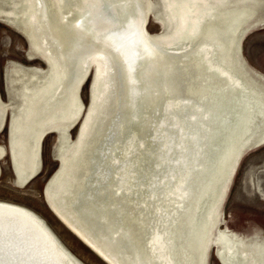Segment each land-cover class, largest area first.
I'll list each match as a JSON object with an SVG mask.
<instances>
[{
	"label": "rangeland",
	"instance_id": "rangeland-1",
	"mask_svg": "<svg viewBox=\"0 0 264 264\" xmlns=\"http://www.w3.org/2000/svg\"><path fill=\"white\" fill-rule=\"evenodd\" d=\"M46 2L60 41L53 53L61 56L76 34L65 26L63 16L72 19L78 13L72 12L71 0L64 15L54 0ZM140 3L147 14L146 33L160 43L158 52L171 70H156L163 85L141 99L143 120L138 122L131 119L120 71L112 73L103 101V81L94 63L77 91L67 75L63 93H50L60 82V68L43 49L33 20L36 4L0 0V202L35 214L76 264H145L146 238L158 214L170 215L169 230L186 264H264V0H227L204 20L200 34L187 32L180 38L169 0ZM208 37L217 44L216 59L240 80L234 91L223 89L224 80L209 73L195 51ZM165 39L172 44H164ZM78 53L74 78L82 67ZM143 69H138V77L148 83ZM43 92L45 99L52 98L47 112L19 121L28 148L37 124L43 126L50 118L62 121L60 117L77 106L81 111L70 125L45 131L38 147L39 168L28 180L21 179L11 150L13 122L32 107L36 114ZM183 96L200 99L214 118L205 121L208 130L199 123L187 126L200 140L204 136V168L194 169L188 197L178 204L169 193L172 184L157 182L163 168L157 167L159 143L152 136L164 116V102ZM128 129L138 134V141L125 160L134 163L138 178L128 181L134 189L117 191L114 158L125 145ZM217 231L222 241L212 238Z\"/></svg>",
	"mask_w": 264,
	"mask_h": 264
},
{
	"label": "bare ground",
	"instance_id": "bare-ground-1",
	"mask_svg": "<svg viewBox=\"0 0 264 264\" xmlns=\"http://www.w3.org/2000/svg\"><path fill=\"white\" fill-rule=\"evenodd\" d=\"M54 1L62 12V15L66 14L64 10L66 7H69L66 4L68 0ZM226 1L169 0L172 7V18L177 22L178 26L176 35H179L180 38V36L187 32L192 35L200 34L205 22L204 20L207 17L214 16L216 7ZM33 2L34 5L36 4L33 20L37 24L43 49L48 55L52 56L53 61L60 68V71L56 70V77L57 79L59 78L60 85L58 84L55 88H52L54 91L50 92L56 93V96L58 92L60 94L63 93L65 87L61 83L67 75L68 81L70 78L73 81L72 83L76 82L73 89L77 91L86 76L88 68L93 63L97 66L98 77L103 81V91L99 96L102 101L105 91L111 87L110 77L114 71H120L122 77L124 75L125 81L127 79L126 84H128L129 80L131 89L134 90L133 88H136L137 91L139 90L140 92L138 91V93L144 98L152 91L143 77L142 80L145 83L136 80L138 78V67L147 64L148 66L144 68L145 75L150 74L152 79L155 78L156 70L162 68L165 69V72L171 70V66H168L158 52L160 51L158 47L160 43L151 39L146 33L145 22L147 14L140 0H71L72 12L76 10L78 13L77 17L71 16V19L65 15L63 16V21L65 22V26L73 31L75 30L76 34L73 35L74 40L65 43L66 49L61 55L62 58L53 53L54 44L59 45L60 41L57 37L55 24L51 19L52 15L46 0H33ZM162 41L164 44H172L170 39ZM216 45V42L214 43V40L208 37V39L198 45L195 51L202 58V63L209 73H214L218 78L224 80L225 86L223 89L234 91L237 87H240V80L228 67L224 66L226 65L225 63L216 59ZM78 51L81 52L82 67L74 78L72 77V70L76 65L77 59L75 60L74 58L77 54L79 55ZM70 61L72 65L69 64ZM62 62H64L65 66ZM66 66L69 67V72L64 68ZM152 90L154 91L153 88ZM48 93L49 91L45 92V94ZM45 94L44 92L41 95L39 94L40 97L44 98H39L41 100L39 102L41 103V108L37 109L36 114L32 111V107L29 109L30 112L28 114L27 112L18 114L17 119L13 122L15 124L11 139V150L16 172L21 179L26 178L28 180L38 170V147L45 131L53 127L58 128L59 126L65 127L66 125H70L77 119L81 111V108L77 106L75 111L72 110L71 113L69 112V114L61 116L60 120L62 121H58L59 116L57 115L56 119L58 122H54L50 118L43 126L37 124V128L33 131L35 134L34 138H32L33 145L31 148H28V143H25L27 141L26 136H21L23 126L19 121H24V117L25 119H32L37 115L40 116V114L47 112L52 98L45 99ZM34 96L39 97L38 95ZM38 107H40V104ZM213 114L212 110L204 108L200 99H193L189 96L170 97L164 102V116L157 123L154 130L155 136H152L159 143L158 157L161 163L157 167L159 169L163 168V170H161L159 179H157V176L152 177V184H155L156 179L159 184H172L169 193L175 197L178 204H181L188 197L189 188L187 183L194 169L196 167L204 168L202 163L204 160V144L201 141H204V136H201L202 139L200 140L196 133L188 131L187 126L192 123H199L202 129L208 130L209 127L205 125V121L210 122L214 118ZM221 121H224V119L222 118ZM2 123V116H0V127ZM135 141L136 137H131L127 140V145L125 144L124 147L125 154L131 156V153L134 151ZM2 152L3 150L0 147V155ZM26 156L30 158L27 163L25 162ZM133 164L132 161L124 162L123 164L121 162V165L118 167L120 177L116 186L117 191L126 189L130 185L128 181H132V183L137 181L138 172L135 170ZM232 170H234V166ZM158 216V220L154 226V233L149 239L154 253L150 255L149 259H144L145 264H150L151 262L153 264H186L183 260L184 257L176 250V236L169 230L168 222L170 215L158 214ZM74 228L81 232L75 226ZM38 235H41L38 239H42L45 243L49 239L53 242L52 233L35 214L25 208L0 202V261L7 258L11 259L14 255V249L11 244L16 245V242L22 245L32 243V241L35 242V238ZM83 236L87 238L85 235ZM212 238L216 242L221 239V235L217 231V234L212 236ZM211 239L208 241H211ZM56 243L59 247L61 246L57 241ZM91 244L95 248H98L95 243L91 242ZM238 247L240 248V246ZM242 247L245 248L244 250H247V245H242ZM60 248L61 252L56 253L62 258L61 263L69 264L71 262L72 264H76L71 256L62 247ZM232 248L233 246H230L227 249L230 250ZM248 254L246 253V255ZM105 256L109 258L107 255ZM253 257L254 255H251V259ZM135 259L140 263L143 262L140 256H137Z\"/></svg>",
	"mask_w": 264,
	"mask_h": 264
},
{
	"label": "water",
	"instance_id": "water-1",
	"mask_svg": "<svg viewBox=\"0 0 264 264\" xmlns=\"http://www.w3.org/2000/svg\"><path fill=\"white\" fill-rule=\"evenodd\" d=\"M147 66L148 65L145 64V65H143V68H146ZM140 67H141V65L138 67V69ZM123 72L126 73L125 71H123ZM145 74L146 73L144 72L143 75H145ZM157 74H159V72H157ZM146 77L148 80H150L148 82V84H149V87L151 88L152 92H155L158 89V85H163V83L160 84V81H157L155 75H154L155 78H153V79L150 77V74L146 75ZM136 80L138 82H140L139 77L136 78ZM126 81H127V79H126ZM152 88L154 89V91L152 90ZM133 89L134 90H132L131 87L129 86V80H128V84H127L128 102H127V105H128V108L130 109V111L132 113L131 119L140 122L141 120H143L142 119V109L140 106V101L143 97H142V95H140V93H138L139 90L137 91L136 88H133ZM132 91H134V92L132 93ZM124 136H126V141L124 143V144H126L127 140L129 138H131V136L135 137V136H138V134L136 132L128 129ZM136 139L137 140L135 141V146H136V143L138 141V138H136ZM124 147H125V145L122 147V149L120 148V152L114 158V161L118 164V167L120 166V163L122 160H123L122 164L124 162H126L125 159L128 156V154L124 153ZM133 150H135V147ZM133 166H134V164H133ZM119 177H120V173L118 174L117 182H119ZM129 186L131 187V190L134 189V187H135V186L132 187L131 185H129ZM129 186H128V188H130ZM154 230H155V227L153 226L150 230L148 237L146 238L145 243H146V249L148 250V257H146L145 260L147 258L149 259L150 255L152 253H154L153 246H151V243L149 242V239L153 235ZM52 235H53V238H52L53 242L49 239V241L45 243L42 239L41 240L38 239L39 236H41V235H38L35 238V242L31 240L32 243H26L25 245H22L19 242H16L15 243L16 245L11 244L12 248L14 249L13 250L14 255L12 256L11 259L7 258L8 260L6 259V260L0 261V264H63V263H61L62 258H60L58 256V254L56 253V252H61L60 251L61 246L59 247V245L56 243L57 239L53 233H52ZM22 242L24 243V241H22ZM55 249H56V251H55ZM3 251H4V249H3ZM54 251H55L56 255H55ZM69 264H72V263L70 262ZM150 264H153V262H151Z\"/></svg>",
	"mask_w": 264,
	"mask_h": 264
}]
</instances>
